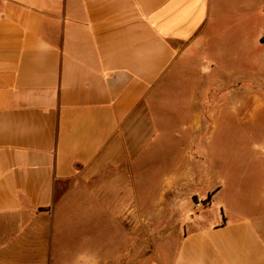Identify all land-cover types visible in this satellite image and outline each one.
Instances as JSON below:
<instances>
[{
    "label": "crops",
    "instance_id": "obj_1",
    "mask_svg": "<svg viewBox=\"0 0 264 264\" xmlns=\"http://www.w3.org/2000/svg\"><path fill=\"white\" fill-rule=\"evenodd\" d=\"M224 3L0 0V264H264V66L227 57ZM250 20L254 40L261 27ZM195 58L229 68L217 95L222 122L213 105L193 110L195 93H184L189 112L163 125L151 97ZM158 96L179 113L176 94ZM182 131L193 139L173 175L161 174L168 163L157 157L142 178V158L168 137L182 149ZM219 131L222 181L205 216L151 252V213L163 215L169 193L191 188L198 172L182 160H207ZM215 203L221 213L210 220Z\"/></svg>",
    "mask_w": 264,
    "mask_h": 264
},
{
    "label": "rangeland",
    "instance_id": "obj_2",
    "mask_svg": "<svg viewBox=\"0 0 264 264\" xmlns=\"http://www.w3.org/2000/svg\"><path fill=\"white\" fill-rule=\"evenodd\" d=\"M224 8L226 12L229 11L230 27H232L230 34L234 40L232 51L227 53L229 60H238V62L246 67L249 60H255L262 63L264 66V0H225ZM254 16L256 21V27L260 25V31L256 29V36L253 40V36L249 34L244 27L250 24V18ZM233 25V26H232ZM247 32V33H246ZM252 39V43H247ZM252 49V50H251ZM252 51V52H251ZM215 51L212 50L210 55H215ZM199 57V56H198ZM219 58V59H218ZM217 59H222L221 55ZM235 58V59H234ZM235 60V61H236ZM237 70V68H234ZM229 68L220 67H205L202 65L198 58L191 59L185 65L174 69L170 74V78L162 86L156 88L155 94L151 97L150 107L157 120H160L164 125V121L167 119L174 123L181 114L189 112L191 107L187 106L188 100L181 98V94H193L194 108L198 110L206 102L213 105L212 108L219 112L215 116L218 122H222V110L226 107V101L222 99V96H217L221 93L223 86V77H227ZM264 71V68H263ZM253 75V74H252ZM264 76V73L262 74ZM221 81V82H220ZM169 92L171 96L175 95L178 98L176 103V109L172 113V110L167 111L164 108V100L160 99L158 93ZM176 98V99H177ZM208 98V101H206ZM210 98H213L210 100ZM180 99V100H179ZM173 102V100H172ZM185 103V104H184ZM180 114V116H179ZM184 117V116H183ZM185 119V118H184ZM186 122V121H185ZM166 123V122H165ZM181 128L187 127V123L177 122ZM162 131L164 128L162 127ZM171 133L170 129L167 131V135ZM238 129L235 128L232 133V141L238 140ZM204 136V135H203ZM221 131L217 132L214 138V144L212 147L205 150L207 154V160L204 155H198V163H191L189 159H183V168H188L191 165L193 173L198 172V177L193 181L191 188L183 185L175 191L169 193L166 199L167 211L159 216V213H151L150 215V251L157 250V248L163 243L161 240L164 236H170L173 238L172 243L177 242L180 234L183 230H189L196 225L194 218L199 219L205 216L206 210L209 208V201H207V195L213 193L214 190L221 186L222 181V137ZM169 138V137H168ZM166 138L163 140L164 146L155 156H146L142 158L138 165V172L141 177L147 179L149 175L158 168L159 159L157 157H164L166 160V168H162L161 174L165 176L173 175L176 170L177 157L184 156L187 149L185 144L189 143L193 137L187 131L181 132L182 149L180 146V140H176V146L171 145L170 140ZM181 150V151H180ZM164 176V177H165ZM152 183V181H151ZM202 203L204 206H199ZM221 213L220 207L217 203L212 205V208L208 210L207 215L210 220L215 219L216 215ZM104 231L105 227H101ZM95 230V228L93 229ZM173 250V248H171ZM136 256V254L134 253ZM77 263V261H71ZM140 262L139 260L123 259L116 262H109L108 264H132Z\"/></svg>",
    "mask_w": 264,
    "mask_h": 264
},
{
    "label": "trees",
    "instance_id": "obj_3",
    "mask_svg": "<svg viewBox=\"0 0 264 264\" xmlns=\"http://www.w3.org/2000/svg\"><path fill=\"white\" fill-rule=\"evenodd\" d=\"M211 196H212V195H209V196H208L207 201L210 202V200H211Z\"/></svg>",
    "mask_w": 264,
    "mask_h": 264
},
{
    "label": "built area",
    "instance_id": "obj_4",
    "mask_svg": "<svg viewBox=\"0 0 264 264\" xmlns=\"http://www.w3.org/2000/svg\"><path fill=\"white\" fill-rule=\"evenodd\" d=\"M199 206H204L202 203H199Z\"/></svg>",
    "mask_w": 264,
    "mask_h": 264
}]
</instances>
